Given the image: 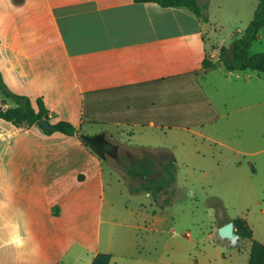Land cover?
I'll use <instances>...</instances> for the list:
<instances>
[{"label":"crops","instance_id":"0c3cea01","mask_svg":"<svg viewBox=\"0 0 264 264\" xmlns=\"http://www.w3.org/2000/svg\"><path fill=\"white\" fill-rule=\"evenodd\" d=\"M196 1L206 22L152 2L0 0L3 82L32 103L40 97L51 123L75 128L72 136L46 135L0 119V264H94L99 257L114 264L113 256H131V234L147 218L134 199L151 194L128 192L97 155L104 132L84 130L163 128L181 110L197 116L196 126L211 125L243 109L238 96L254 95L242 89L253 74L227 71L219 59L227 48L208 47L204 33L211 11L232 15L240 7ZM205 57L211 65L204 69Z\"/></svg>","mask_w":264,"mask_h":264},{"label":"rangeland","instance_id":"374dc122","mask_svg":"<svg viewBox=\"0 0 264 264\" xmlns=\"http://www.w3.org/2000/svg\"><path fill=\"white\" fill-rule=\"evenodd\" d=\"M211 1L212 8L217 3L240 7L232 15L211 11L204 25L208 47L229 49L251 21L256 0ZM248 53H264V26ZM247 72L253 74L252 83H244L242 89L247 93L253 88L254 95L238 96L243 109L215 124L196 126L197 116L181 110L166 127L138 130L131 139L129 128L106 125L84 130L90 135L104 132L97 155L105 169L127 185L141 181L129 178L125 169L143 156L153 158L155 175L160 174L158 164L169 158L158 148L170 152L175 161V181L166 193H158L157 199L141 193L134 199L143 204L147 218L131 234L137 249L131 256H113L114 264H135L140 257L142 264H247L248 240L232 244L217 235L219 227L235 218L245 219L252 238L264 244V74ZM222 87L228 90L227 84ZM2 98L0 93V105ZM114 228L115 234L122 230ZM100 258L94 264H102Z\"/></svg>","mask_w":264,"mask_h":264},{"label":"trees","instance_id":"16d2710c","mask_svg":"<svg viewBox=\"0 0 264 264\" xmlns=\"http://www.w3.org/2000/svg\"><path fill=\"white\" fill-rule=\"evenodd\" d=\"M136 3L152 2L161 7L185 8L196 17L207 21L202 8L196 0H133ZM264 26V0H257L253 17L240 36L234 37L230 48L222 50L219 56L224 68L227 71H255L264 74V53L249 54L248 49L251 43L257 39L258 33ZM211 62L205 57L202 67L208 68ZM0 93L3 98L1 103L10 101L13 105L3 109L0 107V119L11 123L16 127H38L44 134L50 135L59 132L67 136L75 133L74 126L67 121L51 123L48 110L45 108L42 99L36 98L34 103L22 95L11 92L2 80L0 74ZM39 119L49 122L51 131H45L36 123ZM133 130L127 132V136L133 135ZM159 175L156 176V167L151 156H144L131 162L125 169L129 178L139 177L141 180L137 186L127 185L130 193L148 192L153 199H157L158 193H166L168 188L175 181V161L172 157L158 164ZM150 176V177H149ZM233 225L239 240L245 239L250 242V253L247 264H264V244L251 238V230L242 219H234ZM238 240V241H239Z\"/></svg>","mask_w":264,"mask_h":264},{"label":"water","instance_id":"95a60500","mask_svg":"<svg viewBox=\"0 0 264 264\" xmlns=\"http://www.w3.org/2000/svg\"><path fill=\"white\" fill-rule=\"evenodd\" d=\"M36 124L45 131H51L52 129L49 122L44 119H39ZM217 235L222 239L229 240L232 244H236L238 241V235L236 234L232 220L219 227L217 230Z\"/></svg>","mask_w":264,"mask_h":264}]
</instances>
